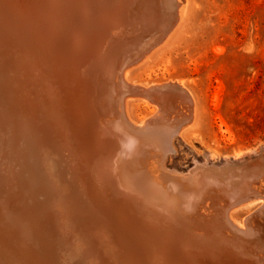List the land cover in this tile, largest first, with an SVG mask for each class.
<instances>
[{
    "label": "bare ground",
    "instance_id": "6f19581e",
    "mask_svg": "<svg viewBox=\"0 0 264 264\" xmlns=\"http://www.w3.org/2000/svg\"><path fill=\"white\" fill-rule=\"evenodd\" d=\"M15 1L22 10L6 17L15 32L1 29L0 59L6 67L8 61L18 65L22 75L21 83L15 85L16 75L5 87L24 90L31 101L13 93L17 114L0 95V118L5 117L0 145L10 147L6 137L31 142L35 162L46 155L41 165L49 173L56 170L63 184L56 205L72 206L71 197L79 198L86 263L264 264V156L249 166L225 161L217 169L195 162L185 175L168 170L173 140L193 119L191 96L178 82L144 89L124 76L164 40L176 21L178 1ZM3 4L0 11L9 13ZM136 98L157 107L141 126L126 113V102ZM19 118L33 133L20 125L15 131ZM257 202L260 207L241 223L232 219L234 211ZM18 231L13 239L0 230V264H52Z\"/></svg>",
    "mask_w": 264,
    "mask_h": 264
},
{
    "label": "rangeland",
    "instance_id": "374dc122",
    "mask_svg": "<svg viewBox=\"0 0 264 264\" xmlns=\"http://www.w3.org/2000/svg\"><path fill=\"white\" fill-rule=\"evenodd\" d=\"M5 1L0 0V3H4L3 6L9 7L10 11L6 14L5 7L6 12L4 9L0 11V20H4L0 23V37L5 36L1 29L12 34L15 32L9 27L12 20L9 19L8 24L6 17L22 10L19 2ZM177 1V18L164 40L136 64H132L124 75L129 83L144 89L151 85L178 82L191 96L193 119L183 125L174 138V151L166 161L167 169L185 175L194 168L195 162L206 163L217 169L222 168L225 161L232 162L233 167L259 164V159L264 156V0ZM62 16L64 19V15ZM157 22H151V25ZM34 33L35 31L28 32L27 36L30 38ZM2 43L0 41V50L4 51ZM16 43L13 44L14 50L19 48V43ZM9 62L11 61L6 62L8 69L0 61V95H6L7 102L10 106L14 105L17 112L19 102L15 101L14 94L18 95L17 98L22 97V101L27 104L31 97L29 95V99L24 96V90L11 91L5 87L10 81H15L16 77L15 85L21 83L19 81L22 79L18 65H12V69ZM1 105L3 104H0V108ZM156 112L157 107L153 103L142 99L126 102L127 116L135 125H143ZM6 116L9 122L10 117ZM2 119H5L4 115L0 118V141L5 138ZM16 123L15 131L20 125L33 133V127L28 121L19 118ZM6 140L10 147L0 145V230L15 239L19 234L18 230L22 229L23 238L36 247L35 250L43 249L41 252L44 251V257H50L52 264H87L86 257L89 253L87 244L81 238L80 219L83 215L78 209L79 198L71 197L72 206L74 204L75 207L57 206L56 201L63 184L56 180V170L49 173L50 170L42 166L43 161L46 164L49 158L39 155L37 163L31 142L11 137H6ZM10 149L15 150L12 152ZM21 160L22 164L24 162L23 166L18 165ZM15 163L19 166V171H16L14 166H18ZM29 166L30 169L34 168L32 176L31 170H26ZM23 171L26 172L23 174ZM56 188L57 192H54ZM54 195L56 196L53 197ZM259 205L261 203L257 202L250 207L240 208L231 217L241 223ZM61 212L63 216H60ZM34 239L37 243L33 242Z\"/></svg>",
    "mask_w": 264,
    "mask_h": 264
}]
</instances>
